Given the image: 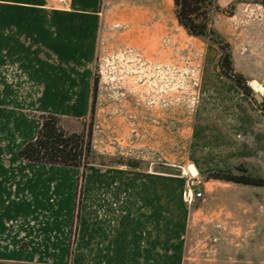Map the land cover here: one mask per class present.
<instances>
[{
	"label": "rangeland",
	"instance_id": "rangeland-1",
	"mask_svg": "<svg viewBox=\"0 0 264 264\" xmlns=\"http://www.w3.org/2000/svg\"><path fill=\"white\" fill-rule=\"evenodd\" d=\"M215 3L209 27L229 44L249 95L221 71L219 46L179 24L173 0H101L97 52L84 64L0 25V224L15 228L11 241L27 251L66 231L74 244L108 236L130 241L131 264H142L136 249L182 240L192 264H264V187L210 176L244 167L264 177V108L250 85L264 88V0ZM88 84L93 119L90 100L77 103ZM40 112L85 116L65 120L69 130L92 125L97 159L82 178L17 156ZM188 186L202 192L191 203Z\"/></svg>",
	"mask_w": 264,
	"mask_h": 264
},
{
	"label": "crops",
	"instance_id": "crops-1",
	"mask_svg": "<svg viewBox=\"0 0 264 264\" xmlns=\"http://www.w3.org/2000/svg\"><path fill=\"white\" fill-rule=\"evenodd\" d=\"M60 3L51 7L47 0H0V25L13 27L28 41L41 43L60 58L75 59L81 64L88 63L96 55L99 44L101 0H61ZM20 47L13 45V50L20 54ZM22 51H25L24 47ZM251 83L262 87L260 92L263 91V86L256 81ZM251 87L256 90L253 85ZM92 90L93 85L88 84L87 88L80 90L77 97V103L82 105L90 100L89 112ZM64 118L83 119L85 116ZM193 169L195 172L194 167ZM11 228L10 231H4L0 224V264L132 263L133 251L130 241L117 246L116 242L107 236V241L103 242L74 244L69 241L66 231L61 241H46L25 251L16 237L12 238L14 242L11 241L8 234L15 230L14 227ZM112 233L114 234V231ZM123 233L129 234L126 229ZM6 234L8 237H5ZM127 239L130 240V237ZM134 257L142 264H192L191 258L185 254V242L182 240L166 246L163 241H157L154 248L147 244L142 249H136Z\"/></svg>",
	"mask_w": 264,
	"mask_h": 264
},
{
	"label": "trees",
	"instance_id": "trees-1",
	"mask_svg": "<svg viewBox=\"0 0 264 264\" xmlns=\"http://www.w3.org/2000/svg\"><path fill=\"white\" fill-rule=\"evenodd\" d=\"M173 2L179 24L189 34L210 40L219 46L223 52L219 61L221 71L249 95L251 89L246 84V79L243 75L234 73L229 44L220 34L209 27L207 16L210 9L219 10L215 0H173ZM94 89L93 85L92 101L88 115L91 119L94 116ZM258 104L264 108V100ZM37 117L40 119V126L35 137L27 141L17 151V156L26 162L80 169V177L82 178L86 169L90 165L95 164L97 159L92 143V125L89 128L84 127L81 131L69 130L63 122L71 118H64L54 113L44 112L39 113ZM84 119L76 118L74 120ZM118 164L133 168L138 167L136 162L124 158L119 159ZM237 170L238 173H217L210 176L228 182L264 187V177L254 176L248 173L244 167H238ZM74 216L76 217V214ZM76 229V226H74L71 231L75 232Z\"/></svg>",
	"mask_w": 264,
	"mask_h": 264
},
{
	"label": "built area",
	"instance_id": "built-area-1",
	"mask_svg": "<svg viewBox=\"0 0 264 264\" xmlns=\"http://www.w3.org/2000/svg\"><path fill=\"white\" fill-rule=\"evenodd\" d=\"M202 192L198 191L196 193L193 192L192 187L188 186L183 192V198L185 202L191 203L194 197H201Z\"/></svg>",
	"mask_w": 264,
	"mask_h": 264
},
{
	"label": "water",
	"instance_id": "water-1",
	"mask_svg": "<svg viewBox=\"0 0 264 264\" xmlns=\"http://www.w3.org/2000/svg\"><path fill=\"white\" fill-rule=\"evenodd\" d=\"M252 96L257 103H261L263 101V96L259 92L253 93Z\"/></svg>",
	"mask_w": 264,
	"mask_h": 264
},
{
	"label": "bare ground",
	"instance_id": "bare-ground-1",
	"mask_svg": "<svg viewBox=\"0 0 264 264\" xmlns=\"http://www.w3.org/2000/svg\"><path fill=\"white\" fill-rule=\"evenodd\" d=\"M163 27H164V26H163ZM166 28H167V27H166ZM164 29H165V28H164ZM250 84L253 85V86L256 88V91H258V92L261 91V88H262V87L260 88V86H257V84H255V83H254L255 85H254L253 83H250Z\"/></svg>",
	"mask_w": 264,
	"mask_h": 264
}]
</instances>
